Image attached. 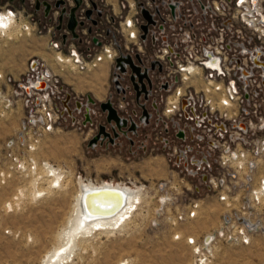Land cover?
I'll use <instances>...</instances> for the list:
<instances>
[{
  "label": "built area",
  "instance_id": "1",
  "mask_svg": "<svg viewBox=\"0 0 264 264\" xmlns=\"http://www.w3.org/2000/svg\"><path fill=\"white\" fill-rule=\"evenodd\" d=\"M56 1L0 0V36L45 42L46 56L30 58L17 78L0 74L29 106L17 141L38 144L64 126L86 131L90 149L159 152L195 192L240 196L226 222L262 228L250 209L253 196L264 197V177L253 184L264 161V0H81L75 35L67 26L75 1ZM104 64L102 97L65 78ZM105 101L118 121L107 118Z\"/></svg>",
  "mask_w": 264,
  "mask_h": 264
},
{
  "label": "rangeland",
  "instance_id": "2",
  "mask_svg": "<svg viewBox=\"0 0 264 264\" xmlns=\"http://www.w3.org/2000/svg\"><path fill=\"white\" fill-rule=\"evenodd\" d=\"M44 44L33 34L0 36V74L17 78L30 58L46 56ZM104 77L101 67L65 78L77 90L102 97ZM13 87L0 78L8 95V101H0V264H43L48 253L63 246L66 229L70 243L77 241L67 264H264V197L253 196L250 209L262 228L247 229L223 219L240 208V196L223 200L203 187L195 192L194 182L181 180L159 152L128 156L123 149H90L86 131L64 126L41 135L38 144L20 143L17 135L29 106ZM47 164L60 172L52 175ZM260 177L264 161L258 162L255 187ZM81 180L138 186L142 197L121 226L82 227L80 217L71 220ZM162 194H170L169 202L159 199ZM207 233L212 238L204 243Z\"/></svg>",
  "mask_w": 264,
  "mask_h": 264
},
{
  "label": "bare ground",
  "instance_id": "3",
  "mask_svg": "<svg viewBox=\"0 0 264 264\" xmlns=\"http://www.w3.org/2000/svg\"><path fill=\"white\" fill-rule=\"evenodd\" d=\"M47 166L52 175L60 172L57 168L51 167L48 164ZM262 184L264 189V180ZM141 197V187L138 186L132 187L115 182H83L81 180L80 190L75 197L73 219H71L72 223L78 216L80 217L79 220L82 227L88 226L101 230L108 227L114 228L119 225L121 226L123 222L128 221V217L134 211ZM63 234H65L62 241L63 246L48 253L43 264L68 263L72 257V253L74 252L73 247L77 241H74L73 244L70 243L69 229L64 230L62 236Z\"/></svg>",
  "mask_w": 264,
  "mask_h": 264
},
{
  "label": "water",
  "instance_id": "4",
  "mask_svg": "<svg viewBox=\"0 0 264 264\" xmlns=\"http://www.w3.org/2000/svg\"><path fill=\"white\" fill-rule=\"evenodd\" d=\"M74 1H75V6L71 7V9H70V16H69V20H68V23H67V26L73 32V35H75L74 27H75V24H76V19H75V16H74V10H75L76 6L80 3L81 0H74ZM60 2H62V0H57L55 4L58 5ZM45 4H46V10H48L49 4L48 3H45ZM143 14L145 15V17L147 19H150V17L148 15V13L146 12V10H143ZM143 28H145V26H143ZM117 60H119V59H117ZM100 105H101V107L103 109H105V108L108 109V116H107L108 119L112 118L115 121H118V116L116 114V111L110 105V103L108 101L101 102ZM100 129L102 130V127ZM96 137L92 138V140H95Z\"/></svg>",
  "mask_w": 264,
  "mask_h": 264
},
{
  "label": "crops",
  "instance_id": "5",
  "mask_svg": "<svg viewBox=\"0 0 264 264\" xmlns=\"http://www.w3.org/2000/svg\"><path fill=\"white\" fill-rule=\"evenodd\" d=\"M101 67H103L104 68V72H105V74H106V78L104 77V84H106V80H107V77H108V66L106 65V64H104V65H102ZM100 67V68H101ZM92 77H96L97 76V74H95V73H93L92 75H91ZM105 86V85H104ZM88 90H90V89H88ZM93 92V91H92ZM94 93V92H93ZM95 94V93H94ZM96 95V94H95Z\"/></svg>",
  "mask_w": 264,
  "mask_h": 264
}]
</instances>
